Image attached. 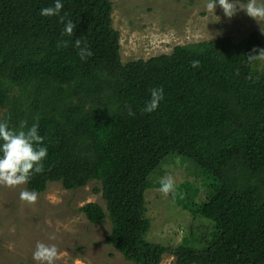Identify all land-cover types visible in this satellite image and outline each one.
Masks as SVG:
<instances>
[{"label":"trees","instance_id":"1","mask_svg":"<svg viewBox=\"0 0 264 264\" xmlns=\"http://www.w3.org/2000/svg\"><path fill=\"white\" fill-rule=\"evenodd\" d=\"M54 3L0 0V121L16 129L38 123L48 151L26 188L98 181L106 212L91 201L78 209L93 224L108 217L104 242L135 264H159L166 251L176 264H264V63L247 58L262 49L259 33L122 62L111 0H61L60 16L76 25L71 36L58 16L40 15ZM77 39L93 53L86 60ZM161 87L159 107L142 113ZM175 156L184 179L171 197L215 223L199 247L146 239L145 191L160 187L163 165ZM231 208L241 209L238 217L228 216Z\"/></svg>","mask_w":264,"mask_h":264},{"label":"rangeland","instance_id":"2","mask_svg":"<svg viewBox=\"0 0 264 264\" xmlns=\"http://www.w3.org/2000/svg\"><path fill=\"white\" fill-rule=\"evenodd\" d=\"M111 2L112 26L119 33L122 62L169 53L176 45L225 35L237 41L252 30L259 33L264 49V22L258 23L244 11L229 19L218 3L215 13L206 12L209 0ZM181 161V157L175 156L171 163L164 164L165 173L159 180L170 175L176 185L180 183L184 179ZM96 188H100V183L95 180L74 190L63 188L58 181H49L45 190L38 193L37 202L29 205L20 200V192L28 190L26 185L16 188L0 185V264H36L32 256L37 242L57 246L60 258L55 264H135L104 242L111 229L108 217L93 224L79 211L81 205L91 201L106 212L105 201ZM159 188L145 191V215L150 222L146 239L171 249L184 241L199 247L198 239L215 226L214 220L202 214L193 216L171 194L165 197L160 193ZM209 208L212 213L214 208ZM240 210L231 208L227 214L236 218ZM49 234H55L56 239L49 240ZM159 264H176V257L166 251Z\"/></svg>","mask_w":264,"mask_h":264},{"label":"clouds","instance_id":"3","mask_svg":"<svg viewBox=\"0 0 264 264\" xmlns=\"http://www.w3.org/2000/svg\"><path fill=\"white\" fill-rule=\"evenodd\" d=\"M217 3L229 19L235 16L238 11H244L258 23L264 22V3H258V0H247L246 3L241 0H209L205 5L206 12L215 13ZM62 8L61 0H55L54 6L41 9L40 15L44 17L58 16L59 22L64 24L63 34L71 36L76 25L71 20L65 23V17L60 16ZM64 46H67L66 42H64ZM75 47L79 49L78 54L81 60H86L93 54L86 43L82 46L80 39L75 41ZM247 58L249 62L264 61V49H253V53L249 54ZM199 63L198 60L193 61L192 67H199ZM162 99L163 88L152 89L150 100L141 110L142 113L155 111ZM128 114L129 116L135 115L131 109ZM36 120L38 121L39 117H36ZM43 141L44 137L38 134V123L29 127L27 121H21L19 128L16 129L11 128L8 121H0V185L16 188L27 184L33 175L44 171V160L48 151L46 147L41 146ZM158 191L165 197L171 194L175 198L176 184L173 177L169 175L161 179ZM37 199L36 191L22 190L20 192V200L29 205L35 204ZM48 239L55 240V234H49ZM59 258V250L55 244L37 242L32 256L36 264H55Z\"/></svg>","mask_w":264,"mask_h":264}]
</instances>
